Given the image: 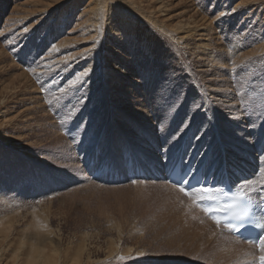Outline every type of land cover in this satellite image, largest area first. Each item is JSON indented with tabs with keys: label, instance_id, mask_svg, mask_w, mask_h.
<instances>
[{
	"label": "rangeland",
	"instance_id": "1",
	"mask_svg": "<svg viewBox=\"0 0 264 264\" xmlns=\"http://www.w3.org/2000/svg\"><path fill=\"white\" fill-rule=\"evenodd\" d=\"M97 1L0 0V264H256L161 166L264 193V0Z\"/></svg>",
	"mask_w": 264,
	"mask_h": 264
},
{
	"label": "snow or ice",
	"instance_id": "2",
	"mask_svg": "<svg viewBox=\"0 0 264 264\" xmlns=\"http://www.w3.org/2000/svg\"><path fill=\"white\" fill-rule=\"evenodd\" d=\"M25 31H27V29H25ZM53 50H56V49H53ZM30 70L32 72H35V69H30ZM81 75H87V73H82V74L78 75L75 80L71 81V83L75 84L80 79ZM61 91H63V89H61ZM260 173H261V180H260L259 183H260L261 187H264V169H261ZM132 183L136 184L137 181L133 180ZM186 183L187 182L184 181L183 179H181L180 181H177L176 184L178 186V191L180 193H182L184 196H187V197L193 199L194 204H196L197 206L201 207V210L205 214L210 215L211 218L213 219V221L215 222V224L217 226H219L221 224V220H220V218L218 216L215 215V213L219 212V211H227L229 209H232L234 207V204H230V203L223 204V205H220V206L215 207V208L210 207V206L204 207V206H202L200 204V202L203 201L205 198L208 199V200L216 199L213 196L207 195V193H209L211 191V189L202 188V189L189 190V189H186L183 186H180V185H183V184H186ZM220 191H223V190H220ZM201 192L204 193V195H200ZM236 196L239 199H244L243 191L238 192L236 194ZM261 202L264 203V196L261 197ZM262 211H264V209H262ZM237 218L241 219V220L243 219L242 216L237 217ZM256 227L260 228V229H264V223L257 222ZM232 230H236V229L232 228ZM252 242L256 243V246H257L258 251H259V256L257 257V259L259 261V264H264V233L258 234V236L256 238H254ZM121 259H123V258H121Z\"/></svg>",
	"mask_w": 264,
	"mask_h": 264
},
{
	"label": "bare ground",
	"instance_id": "3",
	"mask_svg": "<svg viewBox=\"0 0 264 264\" xmlns=\"http://www.w3.org/2000/svg\"><path fill=\"white\" fill-rule=\"evenodd\" d=\"M111 2V7H113V9H115V5H118V0H98L97 1V3H96V6H91L90 8H88V9H84L83 10V12H82V14L84 15L85 14V19H86V21L89 23V25L90 26H88L89 28L90 27H97L99 24H101V21H102V18H103V16H104V13H105V7H106V3L107 2ZM137 3V2H136ZM127 4H128V8H129V12L130 11H132V12H134V11H138L139 10V7H137V5H138V3H137V5L133 2V0H128V2H127ZM93 5V4H92ZM110 7V8H111ZM116 11H118L119 12V14L121 15V18H122V21H121V24H122V26L123 25H125V21L126 20H133V18H130V19H126V16H127V14H125V13H123V11H120L119 9H116ZM106 14V13H105ZM129 14H131V13H129ZM84 19V18H83ZM124 19V20H123ZM86 23V22H85ZM85 23L83 24V26L85 25ZM81 24V23H80ZM93 28V29H94ZM92 29V28H91ZM86 30V29H85ZM56 47V46H55ZM88 70V69H87ZM240 127H243V126H240ZM210 220V222L212 223V224H214L216 227H217V229L218 230H221L222 232H225V233H227L228 231H227V229L225 228V227H223V226H221V224L219 225V226H217L216 224H215V222L212 220V219H209ZM9 227H10V224H9V221H7V222H1V224H0V232H2V231H4V232H8V229H9ZM214 227V226H213ZM211 235V236H210ZM233 235V234H232ZM209 237V239H210V237L211 238H213L214 240H218V234H215L214 232H212V233H209V235H208ZM53 247V246H52ZM51 247V248H52ZM54 249H56V248H54ZM53 249V250H54ZM112 249V248H111ZM38 251V256H37V258H36V263L37 264H59V262H58V258L56 257V256H53V254H52V258H48V255L49 254H47L46 256L43 254V250L42 251H40V250H37ZM36 252V251H35ZM54 253H56V252H54ZM31 258V257H30ZM47 258H48V260H47ZM73 260V262L71 263V264H77V262H76V259L75 258H72Z\"/></svg>",
	"mask_w": 264,
	"mask_h": 264
}]
</instances>
